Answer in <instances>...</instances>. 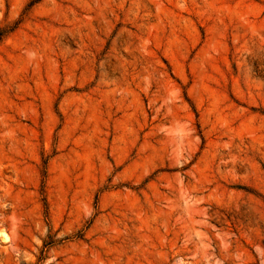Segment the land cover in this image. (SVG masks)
Instances as JSON below:
<instances>
[{
    "label": "rangeland",
    "instance_id": "1",
    "mask_svg": "<svg viewBox=\"0 0 264 264\" xmlns=\"http://www.w3.org/2000/svg\"><path fill=\"white\" fill-rule=\"evenodd\" d=\"M0 264H264V0H0Z\"/></svg>",
    "mask_w": 264,
    "mask_h": 264
},
{
    "label": "trees",
    "instance_id": "2",
    "mask_svg": "<svg viewBox=\"0 0 264 264\" xmlns=\"http://www.w3.org/2000/svg\"><path fill=\"white\" fill-rule=\"evenodd\" d=\"M9 31V29H3L0 28V41L3 38V36Z\"/></svg>",
    "mask_w": 264,
    "mask_h": 264
}]
</instances>
